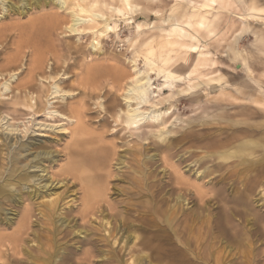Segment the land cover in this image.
<instances>
[{"label": "rangeland", "instance_id": "rangeland-1", "mask_svg": "<svg viewBox=\"0 0 264 264\" xmlns=\"http://www.w3.org/2000/svg\"><path fill=\"white\" fill-rule=\"evenodd\" d=\"M193 1L192 5H182L176 26L162 31L153 28L158 18L152 12L121 19L118 33L102 39L96 50L90 48L87 35L77 39L65 31L68 16L64 12L59 17L63 23L39 33L34 45L43 54V71L46 74L60 68L59 84L73 91L64 100L56 99L53 107L65 114L69 106L81 108L76 123L71 124L58 116L49 119L43 112L32 115L19 105L14 107L15 90L0 97L1 114L18 127L8 132L0 123V184L14 164L23 168L36 153L47 167V171H40V167L25 166L21 173H29V180L5 188L19 196L20 203L0 195V264H177L179 258L189 257L180 256L187 246L183 237L173 235L174 223L192 216L204 218L223 206L235 208L233 222L244 237L253 240V254L264 258V234L260 232L264 222H256L252 216L264 212V172L255 182L257 171L251 168L243 172L259 163L264 149L252 147L253 153L248 148L246 154L229 161L219 157L221 150L244 140L238 138L229 145L224 136L243 132L246 124L264 128V25L256 23L247 29L240 16L243 8L227 6L225 1L217 6L214 16L201 22L198 2ZM256 2L264 9V0ZM174 3L160 0L153 7L165 19L172 15ZM51 11V4L24 14L3 13L0 8V28L26 23ZM137 22L141 28L136 36ZM16 31H6L0 41V66L7 57L17 55V82L26 77L34 45L32 40L16 47ZM236 36L247 52L245 63L233 54ZM191 45L198 50L189 52L187 46ZM147 59L157 60L159 66L176 74H186L198 85L193 89L185 80L173 81L171 89L181 93L176 101L159 107H169L162 118L168 120V126L174 117L183 121L170 126L177 133L164 140L157 136V123L146 122L137 133L117 117L123 104L122 82L132 65L147 72ZM86 64L96 69L92 77L83 73ZM63 72L66 75L61 76ZM51 82L34 77L37 102L39 95L49 92ZM155 83L162 84L163 77ZM168 93L167 87H159L154 95ZM98 100L103 108L97 105ZM23 123L27 130L22 132ZM35 123L61 125V129L40 127L41 131H33L39 128ZM218 140L227 147L219 150ZM78 144L94 158L93 165L73 168L76 159L72 152ZM199 156L202 159L196 161ZM244 185L249 189L247 208L225 200L238 196L234 189ZM3 209L14 213L11 221H6ZM171 211H175L173 220L168 219ZM24 213L28 217L22 221ZM10 236H17L18 242L11 243ZM228 243L235 247L230 255L238 257L240 249L233 241Z\"/></svg>", "mask_w": 264, "mask_h": 264}, {"label": "bare ground", "instance_id": "bare-ground-1", "mask_svg": "<svg viewBox=\"0 0 264 264\" xmlns=\"http://www.w3.org/2000/svg\"><path fill=\"white\" fill-rule=\"evenodd\" d=\"M112 1H114V4H110L105 0H0V8L3 13L11 11V13L17 12L24 14L27 12V10L32 8L45 9L47 6H49V4H51L52 8L54 9V11H51L50 13L35 16L26 23H18L11 27L0 28V41H2L3 37L5 38L4 33L6 31L14 29L17 30V33L15 34H18L19 39L15 44L16 47H20V45L27 41L30 43L32 40L33 42L31 43L34 45V42L42 30H49L51 27L56 26L59 23H63L59 17L61 13L64 12L68 16L64 23L65 31L68 32L69 35L76 36L77 39H79L81 35H87L91 39L89 44L90 48L92 50H96L100 48L102 39L110 37L111 34L118 33L117 22L121 19L129 18V15H131L130 17L133 18L134 15L138 13L145 14L146 12H152L158 18L156 25L154 24L155 26L153 27L152 25V27L162 31L166 26L177 25V14L180 12L182 5L184 6V4H194L193 0H175L172 15H169L164 19L160 17L161 13L159 9H154L153 7L156 3H159L160 0ZM224 1L225 5L227 6L235 5L236 7H239L240 5H247L245 0H234L233 2L231 0H198L197 9L200 11L198 14L200 21L202 22L203 20L208 19V17L216 10L218 3ZM240 16L244 23L243 25L247 29H250L251 23L264 25V15L247 12L240 14ZM135 26V33L137 36L139 34L141 24L137 22ZM238 40V36H236L234 39L235 49L233 50V54L235 57L239 58L243 61V63H245L247 59V52L244 48L239 46ZM134 41H136V39ZM33 48L34 55L31 58V65L28 68L25 78L19 79L16 82L18 79V71H15L17 68L14 64L18 61L17 55L7 57L3 66H0V97L5 96L7 93H11L15 90L16 92L12 96V104L14 107L19 105L26 110H29L32 115L43 112L44 116L49 119H54L55 116H58L64 118L71 124L76 123L81 107L73 108L69 106L67 114L53 107L56 99L60 98L64 100L66 96H71L73 92L71 90L64 89L59 84L60 68H53L49 73L45 74V71H43V54L40 49L36 48V45H34ZM187 49L189 52H196L198 50V48L193 45L187 46ZM144 59H146V57H143V60ZM147 62V72H143L138 67H136V65H132L130 75L125 78L124 82H122L121 91L123 94L121 95V98L123 104L117 110V117L120 118L125 127L137 133L140 131L141 125L146 122L157 123V126L159 127L157 130V136L159 139L164 140L167 135L175 134V132L177 133V131L173 130L170 126H175L176 123L183 121L179 117H174L170 122V126H168V120L162 119L168 114L169 107L161 110L159 105L169 100L176 101L178 95L181 93L177 92L176 89V92H173L171 89L173 86V81L175 82L179 80H185L193 89H196L198 85L192 83V80L186 74H176L171 69H165L162 66H159L157 64V60L147 59ZM247 69L249 72H252L249 66ZM95 72L96 69L89 64H86L84 67L83 73L86 78L92 77ZM149 73L153 74L154 78H151ZM38 75L40 81H42V79H49L52 81L50 83L49 92L44 94L43 97L40 95L38 96L40 98L39 102L36 101V96H33L34 92L32 86L34 77ZM63 75H66V73L63 72L61 76ZM158 77H163L162 84L155 83V79ZM159 87H167L169 93L161 97H158L157 94L154 95L156 89ZM150 95H153L155 98H150ZM44 98L45 100H43ZM97 105L100 108H103L101 100H98ZM0 123L2 129L8 132L18 129L17 126L8 123L6 116L1 114V108ZM35 125H38L39 128L34 129L33 131H41L40 127L61 129V125L53 127L44 125L42 123H35ZM246 125L242 127L243 132L230 137H228L229 135L224 136L225 140H227L226 143L228 142L229 145L233 144L238 138L244 139L240 141L238 145H232L225 150H221L224 149V147H227V144L222 143L220 141L221 139L216 141V146L219 148V150H221L219 157L222 160L229 161L240 154H246L248 148L254 147L264 149V128L260 129L261 124L257 123L250 124L248 126ZM22 127V130L20 129L22 132L27 130L25 123L22 124ZM181 136H183V133ZM82 148H84L82 144H78V149L72 152L74 158L76 159V162L73 163V168H80L84 167L85 165L91 166L93 165L92 163H94V158L90 154L85 153L84 149ZM2 150L3 149L0 151L1 154L3 152ZM44 153L48 152L45 151ZM253 153H255L254 150ZM37 156V153L33 156L31 160L32 163L30 161L25 162L23 168L18 164H14V166H12L9 177L5 179V182L0 184L1 196H7L16 203H20V197L14 195L13 192H6L5 188L12 189L15 187V184H24L25 181L29 180V173H21L22 170H26L24 168L25 166H27V168L40 167V171H47V167L43 165V161L39 160ZM201 159L202 156H199L196 161ZM258 162L259 163L252 165L251 167L248 166L243 171L246 172L251 168H253L251 171H257V173L253 176V182H255L257 179L261 180V175L264 172V154L260 157ZM202 167L199 168L201 169ZM198 173H200V171H198ZM234 190H236L235 192H237L238 196L226 198L225 200L234 201L235 204L247 208V190H249L247 189V185H244L243 189L237 187ZM38 192L39 191H37V193ZM179 197L180 196L177 198ZM51 204L52 202H50V205ZM3 211H5L6 221H11L14 213L10 211L8 214L6 213L8 211L6 209H3ZM234 211H236L235 208L223 206L219 212H216L215 214H205L204 218H201L198 215L182 219L180 222H175V225L171 228L173 235H176L178 239L183 237L184 245L188 247H186L183 254L180 256H187L189 258L191 256L193 257L192 259L187 258L186 260L179 258L180 260L177 264H229L233 259L237 260L236 264H264V258L262 261L259 259L260 257L258 255L253 254V240H251L249 237H244L243 232H240L233 222L232 214ZM168 215V219L173 220V218H175V211H171ZM252 216L253 218L255 217L256 222H264V212L254 213ZM27 217V213H24L22 221H25ZM60 221L62 223L66 222L65 219H61ZM260 232L264 234V226L260 229ZM169 239H172L171 236ZM9 240L14 244L18 242L17 236H10ZM229 241H233L235 246L240 249V255L238 257L235 255H230V251L234 246L229 245ZM189 246L191 251L189 250ZM26 252L31 254L27 250ZM177 256L179 257V255ZM41 258L45 260L47 259V257Z\"/></svg>", "mask_w": 264, "mask_h": 264}, {"label": "crops", "instance_id": "crops-1", "mask_svg": "<svg viewBox=\"0 0 264 264\" xmlns=\"http://www.w3.org/2000/svg\"><path fill=\"white\" fill-rule=\"evenodd\" d=\"M232 2L234 1V0H231ZM197 2H198V0H197ZM245 2L247 3V5H240L241 6V8H243L242 10H243V13H256V14H259V15H264V9L263 8H261V7H258V5H257V2H256V0H250V1H248V0H245ZM195 3V2H194ZM220 4V2L218 3V5ZM217 5V6H218ZM217 6H216V10H217ZM239 6V7H240ZM232 7V6H231ZM215 10V11H216ZM214 11V12H215ZM214 12H213V14L212 15H210V16H214ZM209 16V17H210ZM252 24H256V23H251V25ZM260 25H263V24H260Z\"/></svg>", "mask_w": 264, "mask_h": 264}]
</instances>
